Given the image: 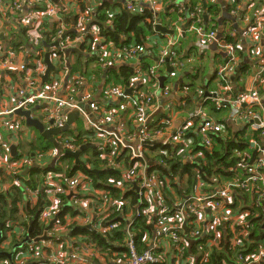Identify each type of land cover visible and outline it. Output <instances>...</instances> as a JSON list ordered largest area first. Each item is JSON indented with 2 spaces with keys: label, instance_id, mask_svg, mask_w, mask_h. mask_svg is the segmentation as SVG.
<instances>
[{
  "label": "built area",
  "instance_id": "1",
  "mask_svg": "<svg viewBox=\"0 0 264 264\" xmlns=\"http://www.w3.org/2000/svg\"><path fill=\"white\" fill-rule=\"evenodd\" d=\"M54 2L55 0H15L12 4L13 8L18 11L16 14L18 15L17 17L22 14L25 6L29 8L32 5H38V9H30L28 13H24L19 18V22L21 26L26 29L27 41L30 43L29 45L32 48H35V52L39 55H42L43 53L41 43H43L44 34V30L41 27L40 22L43 23L44 18L49 17L50 15L53 17L58 16L57 18H60L58 20L61 21L56 28L52 42L45 44L46 49L51 47L49 50H45V52L48 51L50 53V59H54L58 62V64L60 62V67H64V58L67 55L65 51L70 47L81 48V46H77V44L80 43V45H82L81 43H83V40H85L87 36L90 41L87 39L86 41L93 42V48L98 47L97 55L99 59L109 65L112 63L117 64L125 60H131L139 55H143L144 47L141 44H124V41L122 44L117 45L107 36H104L100 29L95 25L96 21L93 17L95 9L93 7H87L85 9L77 7L76 9H73L78 15V18L76 17V27L79 33H77V37L70 39L67 35L65 36L67 28L63 23V17L69 11H65L66 7L59 4L55 5ZM74 2L76 3V1ZM161 2L162 0H123L121 8L125 9L127 12L133 13L139 12L138 10L142 11L140 6L149 4L155 12L156 8H159ZM43 3H45V9L44 11H41L42 9H40V5ZM98 3V0H93V4L97 5ZM234 8V11H237V9H240L241 7L234 5ZM178 9L179 11L185 9L183 3L178 5ZM0 12H5L6 14L8 12L15 13L12 10L8 11V6L3 0H0ZM106 14H114V12L108 11ZM199 15H202L199 10L188 13L189 21L192 19L190 29L198 36V46L201 49H205L209 44L215 43L226 51V56L228 57V60H220L215 67L216 75L218 77L217 82L224 83L223 89L228 92L224 93L222 96L218 95L219 90H217V92L214 93V96L209 97L208 100L214 101L217 109L228 106L227 115L230 118L234 119L236 122L238 121L247 124L249 132L254 133L255 131L260 130L259 138L264 139V90L261 92V89L264 88V60L258 57L255 58L257 74L254 76L252 87L245 91L235 92L236 94L234 95L232 90L229 91V87L227 86V76L234 71L239 60L238 52H236V46L228 44L220 37H217V31L214 29V22H209L207 25L204 23L202 24ZM253 15V20H250L248 10L244 13V20L249 22L246 28V37L249 39L250 44L254 47L253 52L258 54L255 50L263 37L264 14L262 12H258ZM110 23L111 19L108 20V24ZM154 24H156V19H154L153 28ZM226 31H228V35H234L233 31H230L229 28L226 29ZM55 41H57V46H51V43ZM176 41V39H169L166 42V45L159 52L161 56L147 70V75L150 74L152 79L157 78L159 69L163 68L165 65L171 67L172 72L170 74L173 73V70L177 73L183 72L185 62L180 58V54L176 50ZM1 54L3 57L0 61V65L3 68L13 65L11 64V57L14 56V53L11 50L4 48L3 42L0 38V56ZM38 54H31L34 65L33 67L22 61H20L17 65V69L20 70L22 74L24 87H19L15 91V100L11 108L0 112V114L3 113L4 115H13L10 117L11 119L8 118L4 120V127L15 128L19 124L18 119L21 117L18 116V118L14 115L13 110L17 108L30 109L34 103L43 101L50 102L52 105L49 108V114L47 117L48 124L51 120L48 127L59 128L64 125L65 121V113H63V109L76 108L79 111L82 106H79L78 102L85 101L88 103L90 110L96 118V123L90 124L93 134L91 133V130L89 131L93 139H99V141L96 140L99 145L98 158L106 160L107 166L112 164L115 165V153L117 152L118 154L119 152H122L124 148L129 150L131 158H143V148L145 144L148 143L158 144V146H165L168 144L173 145L174 147H178L177 150H179V153L188 152L187 160H192V152L196 149V147L194 146L193 140L189 139L191 137L187 134V131L191 130V122L194 120L198 121L194 133L206 147L212 145L213 136L222 129V125H220V123H218L213 117L211 118L206 115L201 109H198L193 113H189L186 121L180 127L175 129V131L172 130L170 133H166L167 128L169 127L166 119L172 116V109L168 110V113H165V116L162 117L155 125L153 122L149 124L148 119L155 112V97L157 96V93H160L159 90H162V95H168L171 79L167 78L168 83H165L163 88L160 87V85L158 86L159 88H157V85H155L152 88V92H136L135 95H132L130 100H124L125 97H123L122 85L105 82L99 94L101 98L105 100L103 101L104 104H102L94 100L92 91L89 88L83 89L86 82L82 75L73 73V75H71L72 78L70 79V82L66 83L64 86L62 85L63 79L64 76H68V73L59 68L61 73L58 75V78L54 77L50 82H47L49 80L47 79L46 81H43L42 84L39 83L41 71L38 70H42L41 64L43 62V56L40 57ZM144 63L133 69L135 74H144ZM54 70L56 71V69ZM168 77L173 78V75H169ZM61 87H64V89H61ZM80 88L81 91H79ZM79 93L81 94L79 100H77L76 97ZM107 99H121L119 100L117 107L121 109L123 117L115 116L117 109L116 107L109 108L108 104L110 101ZM91 119L93 120V118ZM128 120L138 122L139 126L137 127V134H133L132 131L128 129ZM112 123L114 129L110 130L108 126H111ZM83 138L86 139L87 137ZM57 141H59L61 149L58 151L59 153L57 156H55L56 159H58L60 154L65 150L75 151L77 149L73 143V139L69 138V135L60 133L58 134ZM249 143L252 145L254 150L259 152V155L254 161H252V163L245 161L249 158L251 151H242L243 153L239 152V154H241L240 160L242 161L237 164L238 168H234V175L228 182H223L220 187L216 188L209 195L200 191H196V193L192 196L188 195L185 198V204L184 202L179 204L177 209L174 211L175 215L173 216L168 214L164 216L162 214V209L156 211V233L168 236L175 244L180 241V238L175 234V231H183L184 224H186L187 228L188 224L194 226L191 234L195 236L200 233L199 228L201 225L204 222H207L204 231H215L216 226L218 224H222L223 226L228 225V228L232 232L231 241L239 239L238 235L245 237L247 232L242 230L238 233L236 232V227L245 226L247 224L245 221V217L247 216L245 212L249 210L248 207L252 208L255 202H264V146H261L258 142H256L254 137L252 140H249ZM36 157L38 159L43 158L44 154L42 152H37ZM0 166H3L10 171L20 168L21 165H18L17 168L14 169L12 161L5 160L0 157ZM144 168L141 172H139L140 174L136 176L132 175L133 179L130 180L132 182H138V191L143 193L144 197H147L152 193L155 185H157V180L153 174H147ZM41 184H43V188H46V193L48 192L53 196L51 201L52 204L43 209L40 214V219L42 220L54 218L55 215L53 216V207H55L57 203L55 198L57 194L64 193L71 196H77V193H73L77 186L84 185V187H93L91 180L80 172H76L71 177H68L63 172L53 173L52 171H48L45 173ZM198 186L201 189V181L198 182ZM234 189L254 190V199L251 204L246 206L245 212L242 211L243 213L238 211L235 214L233 209H231L233 201L229 198V194L230 191ZM92 192L95 194V198L92 200L93 204L102 203L106 207L108 206L110 202L108 195L98 189H95L94 187L92 188ZM155 198L156 195H153L151 200L155 201L157 206L156 210H158L159 203L156 202ZM188 200L191 201L189 202ZM74 202L83 204L81 198L79 197L74 198ZM261 211L262 214L260 216H262V223L264 220V208H262ZM190 213H194L195 217L192 218ZM89 217L90 214H88L84 221L89 222ZM167 220H170L171 223L168 222V224L165 225ZM98 227L96 229H98ZM111 227L112 226L110 225L107 229ZM207 241L212 243V239H208ZM126 242V245L128 246L126 264H153L157 261V257L154 254L155 245H152L150 248L139 253L136 249L133 237L130 236ZM33 249L37 252L40 251L38 247ZM72 249L73 250L70 251L72 262H78L80 264L85 263V252H81L77 247H73ZM53 259L60 264L62 263L61 260L56 257H53ZM263 259L264 247H260L257 253H248L245 256L239 255L236 262L237 264L243 261L247 262V264L249 262L264 264Z\"/></svg>",
  "mask_w": 264,
  "mask_h": 264
},
{
  "label": "crops",
  "instance_id": "2",
  "mask_svg": "<svg viewBox=\"0 0 264 264\" xmlns=\"http://www.w3.org/2000/svg\"><path fill=\"white\" fill-rule=\"evenodd\" d=\"M76 1V3L74 2ZM79 0H55L54 4L57 5H62L66 7L65 11H69L64 17H63V23L66 26L68 31L66 35H69L70 32H76L74 37H77V27H76V17L78 18V15L74 12L73 9H76L77 7H80L81 9H85L87 7H93L95 10L99 6L98 4H93V0H84V5L81 6L80 3L78 2ZM112 3H114L115 0H109ZM122 1H115V2H120L122 5ZM186 1L189 0H162L160 3L159 8H156V11L152 10L149 4H144V5H149L150 9L154 12L156 23L159 22L161 25L165 26L167 29L171 30L172 33L168 32H160L155 30V28H152L151 32H148L146 34L145 41L141 43L144 47V53L143 55H139L134 59L131 60H125L117 64H111L109 67L111 69H118L123 65H127L130 68H137L144 62L147 63V67H150L158 58L161 56L159 54L160 50L166 45V42L171 39V40H177V47L176 50L180 54V58L183 59L185 62V68L183 72H172V69L170 72L167 71V66L165 65L163 68L159 69L157 78L152 79L150 74L147 75V70L148 68L144 67V74H132L126 81L123 83L119 81H116L115 84L122 85L123 87V97H125L124 100H130L132 95L136 94V92H152V88L157 85H160V80L159 76H165V79L163 80V85L160 87L165 86V83H168V79H171L170 81V89L168 91V95L164 96L161 94L162 90H159V94L157 93L156 98V104L154 106L155 112L150 116L148 119L149 124L151 122L157 123L162 117L165 116V113H168V110L172 109V116L168 119L167 125L169 126L167 128L166 133H170L172 130L175 131L178 127H180L187 118V115L189 113H193L198 109H201L204 111V113L211 118L213 117L220 125H222V129L220 132L217 134L221 133L223 137L228 138L230 140H233L235 143H238L239 145H242V142L244 141L245 144L247 145V149L243 148L244 151H253L254 148H252V145L249 143V140H252L254 135L253 132L248 131V125L242 122H236L234 119L230 118L227 115V110L225 107L217 109L215 106V102L208 100L209 97L214 96V93L218 91V95H222L224 93H227L226 90L223 89V84L224 83H219L217 84V75L215 71L216 64L224 59L226 56V51L222 48H220L217 44L211 43L208 45L207 48L201 49L198 46V36L197 34L193 33V31L190 29L191 26V21H189L188 15L185 16H180L178 12L176 11V6L178 7L179 4L185 3ZM201 2V13H205L208 17L207 21L209 22L212 18L215 24L214 29L217 31V35L221 33L220 31V25H224L223 29L224 32L228 34V31L226 29H230V31H233L235 34V41L236 43L234 44L236 46V52H238V62L235 66V69L232 73H230L227 76V86L229 87V91H245L248 90L250 87L253 85V80L255 74H257V68H256V60L255 58H262L264 60V32H263V37L261 38L260 42L258 43V47L256 48V52L258 54L253 52V45L250 44L249 39L246 37V28L248 25V21L244 20V13L245 11L248 10L249 12V19L253 20L255 13L262 12L264 14V0H204V2H207L208 4H215L217 8L219 9L218 15H208L206 12V8H203V0H195ZM233 3V4H232ZM142 5V9L144 7ZM234 5H238L241 8L237 9V11H234ZM30 9H38V5H32L31 7L25 6L22 14L17 17L18 15H14L12 12H8L7 14L5 12H0V38L1 41L5 42L8 39L15 38L19 36L21 33L20 28H23L19 22V18L24 14L28 13ZM113 11L115 14L120 13L122 11L121 6L118 4H115L113 6L108 7L105 11ZM106 12V13H107ZM224 12L228 14V16L232 17L233 20L231 21L229 18H224ZM202 14V17H203ZM175 15V18L172 16ZM58 17V16H57ZM57 17H53L50 15L49 17L44 18L43 23L40 22L41 27L44 30L43 34V40L46 41V43L52 42V30H54L59 22ZM94 17V13H93ZM96 18V17H94ZM218 19H221V22L218 23ZM206 21V22H207ZM203 19V23H204ZM207 22V23H208ZM217 25V26H216ZM75 29V31H74ZM23 31V30H22ZM23 38H20V42H23L22 45L18 46V48H14L11 50L14 53V56L11 57V66H8L7 68H3L0 65V112L9 110L11 106L14 103L15 97L14 93L19 87H24V83L22 81V74L20 70L17 69V65L20 61L26 62L29 66L33 67V60L31 54H38L35 52V48H32L29 44V41L26 40L25 33ZM46 35L50 37V39L47 41L45 39ZM45 36V37H44ZM118 39L120 40L118 43L114 42L117 45H120L124 42L125 40V34H119L117 35ZM220 37V36H219ZM88 36L86 37V39ZM83 40V43L81 48L79 47V50L81 51V54H77L74 52L69 53L68 55L65 56L64 58V67H60V62H56L54 59H50L52 64L55 66L53 69L49 72L48 74V81L50 82L52 78L56 77L58 78V75L61 73L60 69L64 70L66 73H68V76H64L63 83L62 85L65 86L66 83L70 82V79L72 78L71 75L73 73H76L78 75H82L85 79V85L83 86V89L89 88L92 91V94L94 96V100L102 103L103 100L101 98L100 90L105 84V80L110 77V75L107 76L106 78V73L108 71V68L106 69H101L99 66L95 63H92L89 61L90 57L93 54H98V47L93 48V42H88ZM89 40V39H87ZM90 41V40H89ZM44 43V44H46ZM215 44V45H214ZM43 53L45 50H49L51 47L48 49L45 48L43 45ZM55 49V48H54ZM39 55L40 57L43 56ZM98 56V55H97ZM3 55L1 54L0 56V61L2 59ZM247 67V71L239 72L242 70L244 67ZM46 65L44 62L41 64V69L38 70L40 72V82L42 84V76L45 72ZM60 68V69H59ZM201 70V71H200ZM8 71V72H7ZM149 72V71H148ZM65 73V74H66ZM169 75H173V78L168 77ZM193 77V85L191 83V79ZM111 80V78H110ZM195 81L197 83H195ZM64 89V87H61V89ZM59 91V90H58ZM81 91V88L80 90ZM94 91V92H93ZM80 94L76 97L77 100H79ZM122 98V97H121ZM109 102L108 106L109 108L116 107V112L115 116L123 117V114L121 112V109L118 108V103L119 100L121 99H115V100H110L107 99ZM81 110H77L76 108H64L63 113H65V121L64 124L66 123V120L68 119V115L70 112H72V109H76L78 114L72 117L73 119L68 125V128L66 129L65 135H69V138L73 139L76 135H80L83 132H88L87 138H82L80 140V144L77 147L78 148L86 143H92L95 145V148H87V149H96L98 152L99 145L97 141H99L98 138L93 139L91 137L90 131L92 133V128L90 126L91 123H96V118L93 114V112L90 110L88 103L85 101H80L78 102ZM52 106L50 102H43L39 101L37 103H34L31 108L32 113L31 116L33 118H37L41 121L42 124H48V114H49V108ZM13 115L8 114L4 115L3 113L0 114V157L5 160L9 161H14L13 159H16L20 157V155H23L25 158L23 164H21L20 168H17L16 170H10L8 171L5 167L0 166V186L2 188H9L13 182L15 184H18L17 180H14L13 182L11 180H7V177L10 179L9 174L11 175H16V176H21L23 177L27 182L31 181V174L29 172L31 167H39L40 169H46V168H52L55 167V164L58 162L55 158L57 154L59 153L58 151L61 149L60 147L56 148L53 146V144L43 138L40 133L32 128L26 125L24 118H19L18 116V125L15 128H9V127H4L3 122L5 119H8L12 117ZM93 118V120L91 119ZM11 119V118H10ZM128 126L127 128L132 131L133 134H137L138 131V122L134 120H128ZM198 121L194 120L191 122V131L194 133L195 128L197 127ZM166 125V126H167ZM110 130L114 129L113 123L111 126H108ZM93 134V133H92ZM195 134V133H194ZM10 135H13L15 139H12ZM248 136V137H247ZM52 138L57 141L58 135H53ZM172 138V137H171ZM193 137L189 138L192 140ZM44 140L45 142H49L52 148H50L48 151L45 152L44 157L40 158V160H43L44 163H40L38 161L39 159L36 157V153L38 151H41L38 149V144L39 141ZM256 142H258L261 146H264V139L260 138L258 141L255 138ZM59 144V141H57ZM15 146L14 148V153L11 152L10 148L11 146ZM246 149V150H245ZM75 150V151H76ZM90 153L92 150L89 151ZM85 151V154H83V162H85V159L89 160L90 163L86 164L88 168H90L92 165H100L96 164L94 161L92 162V158L90 153ZM82 153V152H81ZM80 153V155H81ZM79 155V158H80ZM183 158H188V152H182L181 155ZM98 158V157H97ZM81 159V158H80ZM99 159V158H98ZM134 159L129 163H132ZM62 168H66L67 165L65 163L60 164ZM125 172L127 171L128 165L127 166H122L119 165ZM95 169V168H92ZM146 171V167L144 168ZM80 172V171H77ZM82 173V172H80ZM223 180L226 178H222ZM30 180V181H29ZM38 180V178H37ZM21 183V182H20ZM136 185V182H132L131 180H128L125 178V183H123L122 189H126L129 186ZM27 186H30L27 184ZM138 188V185H136ZM31 187V186H30ZM39 188V190H37ZM92 188L91 186H77L73 193H77V196L81 198L83 204L77 203V206H79L78 209L83 210L82 213L83 215L85 214H90V218L92 221L96 222L98 220L101 221V216H103L106 211L107 207L105 205L93 204L92 200L95 197L94 194L92 193ZM37 191L33 192H28L31 189H25L23 193L24 197V202L29 201L32 203H36L39 199H42V204H44V195L46 196V203L44 204L43 209L49 207V205L52 204V199L53 196L49 194L48 192L46 193L45 191L42 190V185L38 184L37 187L35 188ZM44 189V188H43ZM134 189V188H133ZM46 190V189H44ZM137 191V189H136ZM36 192V193H34ZM44 193V195H43ZM69 195L68 197V206H73V201ZM152 197V195H150ZM255 193L253 189H248L244 191H240L237 189H234L230 191L229 198H231V201H233V204L237 202V207L234 209V213L236 214L237 211L239 212H245L246 206L252 203L254 199ZM235 202V203H234ZM49 204V205H48ZM156 204L154 200H151V203L149 202V207L145 210V212L148 214V218L153 221V218L156 217ZM245 208V209H244ZM42 209V210H43ZM53 216L54 218L57 216L58 211L60 208H57V204L55 207H53ZM232 209V206H231ZM242 212V213H243ZM168 215H175V212L172 214ZM82 215H77L76 217L70 218V215L65 216V224L60 226V231L57 237L58 240L53 238L54 243L50 244L51 241H46V242H39L41 245L46 246L49 248L50 253H48L45 249V251L42 252V257L41 259L35 263L36 256L35 254H28L27 250H24L18 255L17 259L13 261V263H10L11 261H3L2 264H55L53 261V254L54 252L59 251L60 253L64 254L66 252H70L71 245L74 247L73 243L77 242L75 240V237H71L69 235V226L70 224L73 223L74 225H81L82 227L84 226H92V222H86L82 221L81 218ZM133 217V215H132ZM131 217V218H132ZM100 218V219H99ZM130 218V219H131ZM20 222H26L27 219L24 213H19V219ZM170 220H167L165 222V225L168 224ZM171 223V222H170ZM29 224V223H28ZM204 228L203 231L206 228L207 222L203 223ZM55 229H59V226H56ZM101 229V228H100ZM98 229V230H100ZM152 233L149 238V246L155 245L158 247L159 250H162L164 254L167 257V263L168 264H176L175 261V255L173 254V251L175 250L173 243H171L169 240H164L163 238H166L165 235L162 234H157L155 229L152 228ZM15 231L21 233V230L19 227H15ZM164 236V237H162ZM11 238L10 234L8 232L7 240L2 242V246L6 248L7 245H9ZM38 243V242H36ZM7 244V245H6ZM81 248L80 251L85 252V258H88V263L87 264H94L90 263L92 261V258L94 257L95 253L93 254L94 251L91 250V248L87 245H77ZM64 248L67 249L65 252H61ZM26 249V248H25ZM26 251V252H25ZM175 252V251H174ZM45 254V257L43 256ZM93 254V255H92ZM99 263L100 264H118V260L110 259V263H106L104 259L99 255ZM187 260H184V263H186ZM95 262V261H94ZM59 264V263H57ZM63 264V263H61ZM64 264H75L74 262H66ZM98 264V263H96Z\"/></svg>",
  "mask_w": 264,
  "mask_h": 264
},
{
  "label": "trees",
  "instance_id": "3",
  "mask_svg": "<svg viewBox=\"0 0 264 264\" xmlns=\"http://www.w3.org/2000/svg\"><path fill=\"white\" fill-rule=\"evenodd\" d=\"M3 1L8 6V11L12 10L15 12L14 15H16L18 11L15 10L12 5L15 0ZM78 2L81 6L84 5V0H79ZM98 2L99 6L96 10H94V17H96L94 18L96 21L95 25L100 29L104 36H107L113 42L118 43L120 40L117 35L122 33L126 36L124 44H141L145 41L146 34L152 31L156 15H154V12L148 5H144L143 9L140 6L142 11L138 10L139 12H133L132 15H129L125 9H122L120 13L106 14L107 11L105 10L108 9V7L115 4L121 6V3H112L109 0H98ZM44 4L45 3L40 5V9H42L41 11H44L45 9ZM183 5L185 6V9L179 11L176 6V11L180 12L178 13L180 16L183 14L182 16L185 17L190 12H196L197 10L200 12L202 7L201 2L195 0H189L183 3ZM218 11L219 9L215 4H208L206 2V12L208 15H218ZM199 17L201 18V22L203 24L202 15H199ZM109 19H111L110 24H108ZM215 20L216 19L213 20L212 18L209 22H213ZM204 24L207 25V22L205 21ZM222 24L220 25V38L226 43L234 45L236 43L234 40L235 34L228 35L225 33L223 29L224 25ZM56 28L51 32L52 36L55 35ZM20 29L23 31L21 30L19 36L8 39L5 42L2 41L5 49L13 50V47L18 48V46L22 45L23 42H20L19 40L24 37L23 33H25L27 40L26 29L24 27ZM75 34L76 33L72 31L69 35H67V37L74 39ZM45 39L48 41L50 37L46 35ZM44 43H46L45 40H43L41 46L44 45L46 47ZM225 60H228V57L222 59V61ZM89 61L95 63L97 67L99 66L101 69H106L110 66L100 60L96 54H93ZM144 67H147L146 62L144 63ZM147 68L149 69V67ZM247 70L248 68L245 66L239 72L241 73ZM132 74H134L133 68H130L127 65H123L118 69H111L109 67L106 73V78L108 75H110V77L106 79L105 82H112L115 84L116 81H119V83H123L130 76H132ZM191 80L193 85V77ZM216 83L219 84V82ZM263 90L264 88L261 89V92ZM232 92L235 95L239 91H236V93L235 91ZM228 108V106L225 107L226 110H228ZM153 124L155 125V123ZM87 133L88 132H84L83 135H76L73 138L75 146L80 144L79 139L87 137ZM187 134L188 136L193 137L192 140L194 146L196 147V149L192 152V160L183 158L181 156L182 153H179V150H177L178 147H174L173 145L168 144L165 146H158V144L148 143L145 144L143 148L144 157L137 159L133 158L134 161L132 163H129L132 158L127 148H124L122 152H119L118 154L116 152L114 158L115 165L112 164L109 166H107L106 160L97 158L99 151L97 152L96 149H86L85 151L92 150L90 154L93 159L92 162L94 161L96 164H100L92 165L90 168L86 166V164L90 163L89 160L85 159V162H83L84 165L75 163L74 157L65 154L63 151L60 154L55 167L46 169H40L36 166L31 167L29 170L31 174V181L29 180L30 182H27L21 176H13L9 174V180L12 182L17 180L18 184L13 182L9 188H2V186H0V264L6 260L13 263V261L17 259L18 255L24 253L22 251L27 250L28 248L29 250H27V253L29 255L35 254L36 258L34 259L35 263H37L42 257V252L45 251L47 247L41 245V243H36L35 241L29 243L25 242L22 244V247L16 248V250L11 253L10 257L3 254V252L10 253L13 245L20 242L26 236L30 239H34L43 235L45 231L47 235L50 236L48 243L49 241H51L50 244L54 243L55 241H53V238H58L57 236L59 234H57V232L59 233L60 226L65 224V216L67 214L70 215V218L82 215L80 218L82 221L87 218L88 214L85 212L83 215V210L78 209L79 206H77V203L74 202V198L78 196H70L75 204H73V206H68L67 203L69 201V195L59 193L55 196V198L57 201V208L60 209L51 227L45 230L46 226L53 219H40V214L44 204L46 203V196L43 193L44 204L41 206L42 199H39L36 203L29 201L24 202L22 191L24 192L27 188L31 189L28 192L39 190V188H37V190L35 188L38 184L42 183L43 177L48 171H52L53 173L63 172L68 177H71L77 171H80L85 175V177L91 180L92 186L95 189L102 191L110 198L107 211L103 216H101L102 222H99L100 220L94 222L89 217L88 221L89 223L92 222V226L82 227L81 225H74L73 223L69 226V235L71 237H75L76 241L78 240L73 243L74 247L81 248L77 245L83 244L89 246L91 250L94 251L93 254L96 252L95 255L92 254L94 257L90 263L100 264L98 258L100 255L106 263H110L109 260L114 259L118 260V264H126L128 246L123 243L125 240L127 241L130 236L134 238L135 246L139 253L150 248L148 242L153 230L152 228L155 229V220L157 218H153L152 221V218L149 219L148 214L145 212V210L149 207V202L152 198L150 195H156L155 200L159 203L157 211L162 209V214L164 216L172 214L177 209L179 204L183 202L185 204V198L188 195L192 196L196 193V191L209 195L216 188L220 187L223 182H228L234 175V168H238L237 164L242 161L240 160L241 154H239V152L244 151L243 148L247 149V145L244 141L242 142V145H239L233 140L223 137L221 133L214 135L212 145L207 147L203 145V143L199 140V137L191 130L187 131ZM259 134L260 130L253 133L254 138L258 141L260 140ZM258 155L259 152L257 150H253L251 151L249 158L245 161L252 163ZM63 163L67 165L65 169L60 166V164ZM119 165H128L127 171L125 172ZM145 166L147 174H153L157 180V185H155L152 193L147 197H144L143 193H140L138 189L136 191L132 188V186L123 190L122 187L123 183H125V178L129 179L132 175L136 176L140 174L139 172H141ZM85 167L88 169H98V172H90ZM222 178L226 179L223 180ZM199 181L202 182L201 189L198 186ZM27 184L31 187L27 186ZM136 185H138V182H136ZM42 190L46 192V190L43 189V186ZM188 201L190 202L191 200ZM96 205L97 204H95V206ZM236 207L237 202L232 205L233 211ZM262 208H264V202H255L252 208L248 207L249 210L245 212L247 215V224L245 226L236 227V232L239 233L243 230L247 232V235L245 237L238 235L239 239L235 241H231L232 232L228 228V225L223 226L222 224H218L215 231H203L204 225L202 224L199 228L200 233L195 236L191 234L194 226L188 224L187 231H175V234L180 238L179 242L174 244L172 239L166 235V238L163 239L169 240L173 243L172 245H174L175 248V252L173 251V254L175 255L176 264H237L236 260L239 255L245 256L248 253H257L260 247H264V229L262 228L261 223L262 216H260L262 214ZM19 213H24L27 223L20 222L18 220ZM132 215L135 217H132ZM190 215L192 218L195 217L194 213H190ZM1 223H3L2 227ZM110 225L112 227L107 229ZM16 226L20 228L21 233L15 231ZM56 226H59V229H55ZM97 227L98 229H101L98 230L96 229ZM8 232L11 240L9 245L6 244L7 246L4 248L3 246L5 245L2 246V242L7 240ZM208 239H212V243L208 242ZM59 240H62V238ZM35 247H38L40 251L37 252L33 249ZM158 247L154 248V254L157 257V261L153 264H168L166 255L162 250H159ZM72 248L73 247L71 245L70 251L73 250ZM46 251L50 253L49 248H47ZM43 256L45 257V254ZM124 258L125 262L123 260ZM184 260H187L186 263H184ZM52 262L55 264L58 263L55 259H53ZM87 263L88 258L85 263L81 264ZM75 264L80 263L75 262ZM238 264H240V262ZM251 264L258 263L252 262Z\"/></svg>",
  "mask_w": 264,
  "mask_h": 264
},
{
  "label": "water",
  "instance_id": "4",
  "mask_svg": "<svg viewBox=\"0 0 264 264\" xmlns=\"http://www.w3.org/2000/svg\"><path fill=\"white\" fill-rule=\"evenodd\" d=\"M203 8L204 9L206 8V2H204V0H203ZM128 13H129V15H132L131 12H128ZM223 14H224V16H223L224 18H229L231 21L233 20V18L228 16V14L226 12H224ZM203 19L205 21H207V15L205 13L203 14ZM220 22H221V19H218V23H220ZM154 28H155V30L160 31V32L172 33L171 30L167 29L165 26L161 25L159 22L154 24ZM68 31H71V30H66V32H68ZM219 36L220 35L218 34L217 37H219ZM51 46H57V41L51 43ZM77 46H80V43H78ZM71 52H74V53H77V54H81V51L79 50L78 47H70L69 49H67L65 51V53L67 55L69 53H71ZM43 62L45 63L46 68H45V72H44V74L42 76V81H46L48 79L49 72L54 69V65L52 64V62L50 60V53L48 51L44 52V54H43ZM167 71L170 72L171 71V67H167ZM164 79H165L164 75L163 76H159L160 86L163 85V80ZM32 110H33L32 108H30V109L17 108L15 110H13V114L16 115V116L24 118V121H25L27 126L36 129L40 133V135L43 138H45L46 140L50 141L53 144V146H55L56 148L60 147V145L57 143L56 140H54L52 138V136L53 135H58V134L63 133V132H66V129L68 128L69 123L73 119L72 117H74L75 115L78 114L77 110L76 109H72V112H70L69 115H68V119L66 120V123L62 127H59V128H57V127H48L49 124L51 123V120L49 121V124H42L39 119L33 118L31 116ZM14 148H15L14 145L11 146V148H10L11 152H13V153H14ZM87 148H95V145L92 144V143L86 142V143L82 144L78 148V150H76V151L65 150L64 153L74 157L75 163L84 165L83 161L79 158V155H80L81 152L85 151ZM86 169L88 171H90V172H94V173L98 172V169H88V168H86ZM133 188L135 190L138 189L136 185H134ZM54 221H55V218H53L49 222V224L46 226L45 230L49 229ZM2 225H3V223H1V227H2ZM262 228L264 229V220L262 222ZM183 230L187 231L186 224H184ZM49 238H50V236L47 235L46 231L44 232L43 235L38 236V237H36L34 239H30L28 236H26L20 242H17V243H15L13 245L10 253L3 252V254H6L7 256L10 257L11 253H13L16 250V248L22 247V244H24L25 242H27V243L32 242V241H35V242H46V241H48Z\"/></svg>",
  "mask_w": 264,
  "mask_h": 264
},
{
  "label": "rangeland",
  "instance_id": "5",
  "mask_svg": "<svg viewBox=\"0 0 264 264\" xmlns=\"http://www.w3.org/2000/svg\"><path fill=\"white\" fill-rule=\"evenodd\" d=\"M173 18H175V15H173L172 16ZM195 83H197L196 81H195ZM11 136V138L12 139H15V137H13V135H10ZM39 143L40 144H38V149H40L41 151H42V153L43 154H45V152L46 151H48L50 148H52L51 147V145L49 144V142H45L44 140H41V142L39 141ZM90 150H88L87 152H89ZM90 153V152H89ZM83 154H85V152H82L81 153V155H80V158H81V160H83ZM91 154V153H90ZM24 156L23 155H20V157H18V158H16V159H13L14 161H12V164H13V168L15 169V168H17V166L18 165H21V164H23V162H24ZM38 161H40V163H44V161L43 160H38ZM130 179H133L132 178V176H130L129 177V179L128 180H130ZM7 180H9V178L7 177ZM245 221L247 222V219H246V217H245ZM127 242H126V240L124 241V243L123 244H126ZM121 246H123V245H121ZM65 251H67V249L66 248H64L61 252H65ZM71 253L69 252H66V253H64V254H62V253H60L59 251H57V252H54V254H53V257H56V258H58L59 260H61V262L64 264V263H66V262H72V259H71V255H70ZM255 257H257V256H255ZM45 259H46V257H45ZM124 260V262H125V258L123 259ZM5 264V263H4ZM125 264V263H124ZM240 264H247V262H241ZM248 264H251L250 262L248 263Z\"/></svg>",
  "mask_w": 264,
  "mask_h": 264
},
{
  "label": "clouds",
  "instance_id": "6",
  "mask_svg": "<svg viewBox=\"0 0 264 264\" xmlns=\"http://www.w3.org/2000/svg\"><path fill=\"white\" fill-rule=\"evenodd\" d=\"M39 243V242H38Z\"/></svg>",
  "mask_w": 264,
  "mask_h": 264
}]
</instances>
